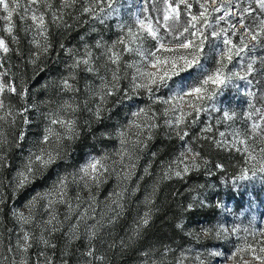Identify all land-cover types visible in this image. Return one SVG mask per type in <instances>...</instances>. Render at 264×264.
<instances>
[{
  "label": "snow or ice",
  "instance_id": "6c2138e0",
  "mask_svg": "<svg viewBox=\"0 0 264 264\" xmlns=\"http://www.w3.org/2000/svg\"><path fill=\"white\" fill-rule=\"evenodd\" d=\"M77 4L82 5L81 16L101 24L119 17L122 7L121 0H59L58 5L56 0H0V176L9 167L11 147L19 149L29 140L27 154L21 156L11 180L5 183L0 178V213L37 181H51L36 190L22 208L10 209L17 230L7 246L0 233V264H69L71 245L78 240L84 242L78 264H111L108 251L129 247L151 219L149 209L131 235L118 243L103 235L104 229L123 215L127 188L121 185L135 175L140 152L153 139L161 121L186 144L185 150L164 167V179H183L207 167L208 161L187 141L191 128L205 113H220L201 129L203 139L211 140L217 148L242 150L254 160L249 138L264 141V54H258L264 52V0H141L130 22L120 20L116 24L118 34L111 42L97 40L82 51L65 49L71 64L68 74L55 84L59 102H36L30 99L35 93L30 92L27 82L6 67L10 52L23 56L19 48L11 47L19 44L15 19L24 21L22 30L31 33L33 51L28 53V62L40 72L43 67L39 62L52 47L50 26L69 27L65 16H71L69 10ZM81 72L92 79L83 89L78 87ZM230 89L243 90L248 98L243 114L218 106ZM11 96L16 97L17 104L10 102ZM117 106L127 107V121L99 136L116 140L118 146L89 152L83 163L73 165V146L82 133L91 132L93 122L110 119ZM34 111L42 116V130L31 139L29 128L34 121L29 114ZM238 119L247 125L246 131L233 127ZM220 125L232 129L231 140L226 131L219 130ZM214 131L219 139L203 135ZM259 151L264 164V147ZM259 171L264 173V166ZM144 173L150 175L149 167ZM112 177L119 182V190H113L104 211L98 213L96 192ZM246 178L242 172L237 179ZM199 203L203 206L204 201ZM60 206L65 208L63 219ZM192 207L188 205L189 210ZM176 227L183 229V222ZM57 233L66 238L58 254L54 240ZM185 234L197 241L236 237L239 243L233 249L213 244L202 250L186 248L179 252L166 246L159 262L152 258L151 251H143L142 264H220L221 258L224 264H264V231L256 243L249 242V237L256 236L255 230L240 226L221 224ZM34 247L40 249L35 259L30 256ZM169 254L173 257L170 262L166 259Z\"/></svg>",
  "mask_w": 264,
  "mask_h": 264
},
{
  "label": "rangeland",
  "instance_id": "374dc122",
  "mask_svg": "<svg viewBox=\"0 0 264 264\" xmlns=\"http://www.w3.org/2000/svg\"><path fill=\"white\" fill-rule=\"evenodd\" d=\"M56 3L58 5L59 0H56ZM121 4L120 16H113L104 24L87 15L81 16L79 9L82 5L80 4H77L75 9H70L72 15L65 16L69 27L52 25L49 28L52 47L47 56L39 62L38 66L43 67V71L40 72H37L36 67L28 62V53L33 51L29 43L31 33L22 30L25 25L24 21L14 18L15 34L19 37V44L11 45V47L19 48L23 56L18 55L15 51L10 52L6 67L17 78H23L27 82L30 92L35 93L34 97H30V99L34 98L36 102L44 99L59 102L60 98L55 91V84L62 76L68 74L67 66L71 64V59L65 49L82 51L85 45L93 46L97 40L103 39L108 42L114 40L118 34L116 24L120 20L130 22V17L141 7V0H121ZM27 23L30 24L31 21H27ZM61 44L64 45L63 49L60 47ZM258 54H264V52ZM101 70L103 71V69ZM86 81L92 82L90 74L81 72L78 76V87L83 89ZM44 85H47V88L43 87ZM244 96L243 90H227L225 95L220 98L218 106L222 110H234L238 114H243L248 109V98ZM64 98H67V94ZM10 102L17 104L16 97L11 96ZM126 112V106L124 108L117 106L113 109L110 119H105L101 123L93 122L92 131L82 133L81 139L73 146L71 163L73 165L83 163V158L89 152L95 153L101 148L114 149L117 147L116 140L101 139L99 134L112 129L118 123H125L128 119ZM29 115L34 121L29 128V137L35 139L42 130V116L35 111ZM219 115L220 113H205L201 116L200 122L191 128L187 141L201 153V156L208 161V165L199 171L189 173L183 179L163 178L164 167L185 150L186 144L185 141L179 140L163 126L161 121V127L154 131L153 139L140 152L135 175L130 181L121 185V187L127 188L123 215L114 225L105 228L103 235L106 240H115L118 243L121 238L131 235L137 221L149 209H151V219L149 224L141 229V235L129 247L123 251L119 249L108 251L111 264H142L141 253L143 251H151L152 258L159 262L161 253L166 246H170L177 252L186 248H191L194 251L202 250L203 247L213 244H226L228 249H233L234 244L239 243L236 237H232L229 241L212 238H201L197 241L192 236L185 234L190 231L198 233L202 228L221 224L229 228L240 226L241 229L255 230L257 234L255 237H249V242L256 243L261 239L259 233L264 231V173L259 169L264 164L261 163L259 149L264 147V141H261L260 137H256L255 140L249 138V149L256 156L254 160L250 159L242 150L238 152L235 149L217 148L211 140L203 139L201 129ZM218 127L220 131H226L229 134V140H231L232 129L225 125ZM233 127L239 128L243 132L246 131L247 125L238 119ZM94 135L97 139H93ZM203 135H215L219 139L215 131ZM28 145L29 140L26 139L19 149L11 147L8 152L9 167L5 168L0 176L5 180V183L11 180L16 166L21 162V156L27 154ZM240 148L242 149L243 145ZM200 162L203 163V161ZM218 164L223 167H217ZM145 167H149L150 175H145ZM62 170L63 168H61ZM242 172L248 178L237 179ZM52 175L53 173H49V176ZM50 182V180L37 181L32 187L19 193L15 200L4 206L3 212L0 213V233L3 234L5 246L8 245L9 239L14 240L13 233L17 230L10 209L14 206L22 208L36 190L47 187ZM118 183L115 177L109 178L107 183L96 192L98 197L96 211L98 213L104 211L105 204L113 190H119ZM71 194L72 191H70ZM83 194L87 196L86 192ZM193 197H196L197 200L194 201ZM146 200H151L152 203L148 204ZM200 201H204L203 206L199 203ZM189 204L193 205L190 210L188 209ZM59 211L61 219H63L64 206H60ZM181 222L184 225L183 229L176 227ZM241 235H244L243 231ZM54 240L57 244L58 254L59 250L65 246L66 238L63 233H57ZM83 250L84 242L82 240L75 241L71 245L73 255L69 257V264H78L79 252ZM104 250L107 251L106 248ZM39 251V248L34 247L30 251V256L35 259ZM166 259L170 262L173 257L169 254ZM220 264H224L223 258L220 259Z\"/></svg>",
  "mask_w": 264,
  "mask_h": 264
},
{
  "label": "trees",
  "instance_id": "16d2710c",
  "mask_svg": "<svg viewBox=\"0 0 264 264\" xmlns=\"http://www.w3.org/2000/svg\"><path fill=\"white\" fill-rule=\"evenodd\" d=\"M244 97H246V96H244Z\"/></svg>",
  "mask_w": 264,
  "mask_h": 264
}]
</instances>
